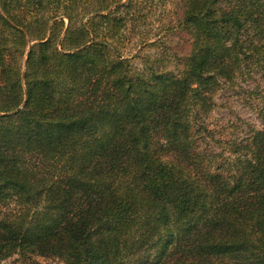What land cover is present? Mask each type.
I'll return each mask as SVG.
<instances>
[{"label":"trees","instance_id":"1","mask_svg":"<svg viewBox=\"0 0 264 264\" xmlns=\"http://www.w3.org/2000/svg\"><path fill=\"white\" fill-rule=\"evenodd\" d=\"M168 1L0 0V262L264 264V0ZM253 74L260 126L216 137Z\"/></svg>","mask_w":264,"mask_h":264},{"label":"rangeland","instance_id":"2","mask_svg":"<svg viewBox=\"0 0 264 264\" xmlns=\"http://www.w3.org/2000/svg\"><path fill=\"white\" fill-rule=\"evenodd\" d=\"M167 11L163 15L165 22L174 19L176 13H180V4L178 0H169L167 2ZM158 11L153 14V20H156L160 14ZM171 17V18H169ZM190 37L182 29H176L167 36L165 47L162 51L151 48L147 53L160 54L165 53L171 63V67L180 63L184 53L188 51ZM259 83L258 75L246 76L245 80L238 81L234 86H224L214 96L216 106L209 117L211 128L216 137L220 135L237 134L239 137L245 135V132L251 127H259L260 121L257 118V103L252 94V90ZM37 264H63L52 259L35 257ZM0 264H23L17 255H14Z\"/></svg>","mask_w":264,"mask_h":264}]
</instances>
